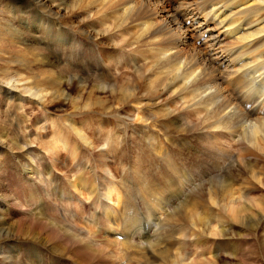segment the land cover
Returning a JSON list of instances; mask_svg holds the SVG:
<instances>
[{"label":"bare ground","instance_id":"obj_1","mask_svg":"<svg viewBox=\"0 0 264 264\" xmlns=\"http://www.w3.org/2000/svg\"><path fill=\"white\" fill-rule=\"evenodd\" d=\"M79 36L93 46L84 49ZM38 42L42 49L33 48ZM64 59L74 72L89 70L66 76ZM0 93L6 106L36 116L68 104L70 115L86 119L44 124L22 113L30 135H50L33 142L21 128L9 138L0 127V156L10 150L25 159H0V264H26L21 241L40 243L52 264H226L227 256L264 264V236L256 242L250 234L264 230V198L245 197L238 186L243 179L264 187V0H0ZM131 109L142 128L124 121ZM167 151L195 159L189 175L179 177ZM67 154L89 170L83 182L67 181L75 195L43 168L48 157V167H58ZM116 155L127 162L113 174ZM149 162L165 168L159 185ZM30 169L47 178L31 201L22 179L30 182ZM198 182L208 184L192 192ZM52 190L67 200L59 212ZM80 190L93 210L70 202ZM237 234L250 250L236 253ZM38 251L27 248L26 262L44 264Z\"/></svg>","mask_w":264,"mask_h":264},{"label":"rangeland","instance_id":"obj_2","mask_svg":"<svg viewBox=\"0 0 264 264\" xmlns=\"http://www.w3.org/2000/svg\"><path fill=\"white\" fill-rule=\"evenodd\" d=\"M2 15H6V14H4L3 12H2ZM22 29H25V28H22ZM25 32L27 31V33L29 32V30H24ZM35 30H32L30 33H28V35L30 34L31 36H32V33H33V36H35L36 37V35H35ZM79 37H81V38H79ZM79 37H77L78 39H76L77 41H78V43H81L82 44V46L84 47V49H87L88 47L90 48V46L92 47L93 46V44H92V42L89 40H87V39H85L84 38V36H79ZM30 38V40L31 41H34L35 39H32L31 37H29ZM38 44L39 45H37V43H34V45H33V48H39V49H42L43 48V45L41 44V43H39L38 42ZM60 44H62V43H60ZM40 46V47H39ZM102 47H104L103 45H100V48H102ZM197 47V46H196ZM128 50V49H127ZM127 50H125V52L127 51ZM66 53H67V51H66ZM68 53H69V51H68ZM64 57L66 58V54L64 55ZM1 59H3V56H1ZM69 60V59H68ZM60 67H62V69H63V71H64V74L66 75V76H70V77H73V76H71V75H74L75 74V72H82V71H86V70H89V68L88 67H86V68H88V69H86L84 66V69L82 68V69H78V70H76L75 72H74V70H72V69H74L73 67H72V65H71V63H70V60L69 61H67L66 59H64L63 60V62L60 64ZM64 67V68H63ZM100 71V69L99 70H93V73L92 74H99L98 72ZM126 71H130V70H126ZM126 71H123V72H126ZM20 72V71H19ZM21 72H23V71H21ZM82 75H84V76H86V74H82ZM75 92L76 91H72L71 92V95L73 96L74 94H75ZM0 95L2 96V94L0 93ZM75 96V95H74ZM3 99H1L0 98V127H2V133L1 134H4V133H8V134H4V136L6 135H8L9 136V138H14L13 136H14V134L17 132L18 133V131H19V129L21 128V131H25L26 132V134H28V135H26V136H28L27 138H28V140H29V142H33V140H35V138L37 137V136H40V137H43L42 139H49V137H50V135L48 134V133H45V134H43V133H40V135L39 134H36L35 132L34 133H31L32 135H30L29 133L32 131V129H31V122H28V123H26V122H24V123H22V120H23V118H21L20 117V115L23 113V114H27L28 116H29V119L30 120H33L34 119V117H36V120L37 119H41V117H43L42 119L44 120L43 121V123L44 124H47L48 123V121H50V120H55V119H65V116H72V118L71 119H73L74 120V122L75 123H77V124H81V123H83L86 119H84L83 117H85V115H70L69 113H72L73 112V110H72V108H71V106H69L68 104H66V105H63V106H58V107H52V108H50V114H48V116L47 117H44V116H41V115H33L32 113H31V111H29V110H27L28 108H23V109H19L17 106H15V105H13V107H9V106H6L7 104H3V103H5V102H3ZM24 106H25V104H23ZM15 106V107H14ZM35 109H37L34 113H36V114H39L40 113V111L41 110H39L38 109V107H35ZM20 110V111H19ZM16 111V112H15ZM29 111V112H28ZM133 111H135V110H128V112H125V114H124V116L126 117V118H124L125 120V122H127L128 123V125H130V126H134L135 128H142V125H143V123L142 122H140V123H136L137 121H136V118H135V115L137 114V111H135V112H133ZM25 112V113H24ZM130 113V114H129ZM33 116H32V115ZM127 115V116H126ZM60 117V118H59ZM55 118V119H54ZM84 119V120H83ZM91 119H93L92 117H91ZM82 120H83V122H82ZM116 119H115V117H113V118H108V123L110 124L109 125V127L111 128V127H113V129H114V127H116L117 125H118V123H117V120H116V123H114V121H115ZM33 122H36L35 120H33ZM73 122V121H72ZM79 122V123H78ZM19 124H21L20 126H19ZM115 124V125H114ZM114 125V126H113ZM48 127H50V125H47ZM148 126H149V124H148ZM77 128H78V125L76 126ZM16 128L18 129V131L16 130ZM125 127H122V129L121 130H119L120 132L121 131H124L125 129H124ZM15 130V131H14ZM58 131V130H57ZM4 132V133H3ZM24 132V133H25ZM11 133H13V134H11ZM125 135H129L130 136V133H133L134 135L136 134V133H134V132H129L128 130H126L125 132ZM128 133V134H127ZM109 134H111V132L109 133ZM16 135V134H15ZM30 135V136H29ZM5 136V137H6ZM136 137H138V136H133V138H136ZM34 138V139H33ZM69 138V137H68ZM68 138H66V139H68ZM140 139H142V138H140ZM72 141H73V139H71ZM74 140H76V139H74ZM121 141V144H122V139L120 140ZM125 141H126V143H127V145H133L131 142H129V140H127V139H125ZM71 143V145L70 146H72V142H70ZM74 145L75 144H73V148H74ZM34 147H33V149H35L36 148V145H33ZM71 147V148H72ZM236 147H237V149H239L240 148V144H238V142L236 143ZM98 148H100V149H103L104 148V146L102 147H98ZM4 152H7V151H4ZM8 153V152H7ZM167 153H169L168 154V156L169 155H171V157L173 158V160L175 161V163H176V170L179 172V177H186L187 175H189V164L188 163H191V164H193L194 162H195V159L193 158V157H190V158H183V159H177L172 153H170V152H168L167 151ZM18 153H16V154H14L13 152H11L10 150H9V153L8 154H2L1 156H0V159L1 160H8V159H10V158H14L16 155H17ZM93 154H94V152H93ZM193 154L194 155H196L197 157H199V158H201V159H206V155H205V153L204 152H202L199 148H197V149H195L194 150V152H193ZM19 156H21L20 154H18ZM235 155H237V154H235ZM68 156V157H67ZM67 156H66V158L65 159H63V158H61L60 157V161L62 162L61 163V165H59L58 167H48L49 166V164L50 163H52V162H54V155L53 156H51V157H48L49 158V161H47L46 163H45V165L43 166V168L45 169V170H47L56 180H59V182H58V184L62 187V188H68L70 191H71V187H69L68 186V184H67V181L69 180V182H75L76 180H79V181H81V182H83V180H82V178L81 177H83V178H85V176H86V174L88 173V168H86V170L83 172V170L85 169L84 167H82V166H86L85 164H83L82 166L81 165H79L80 163H77V161H75L74 163H73V165H72V160H71V158H70V156L67 154ZM22 157V156H21ZM23 158V157H22ZM24 159V158H23ZM25 160V159H24ZM91 160H93V159H91ZM129 160V159H128ZM207 160V159H206ZM93 161H96V160H93ZM185 161H187V163L185 162ZM127 162V159L125 158V157H123V156H120V155H116L115 157H113V158H111V159H109V163L112 165L111 166V170L113 171V174H115V172H117L118 170L120 171V168H121V166L123 165V164H125ZM96 163H98V160L96 161ZM155 163L154 162H149V164H147V167H150V166H153ZM77 165H79V166H77ZM62 166H63V168H62ZM74 166V167H73ZM146 168V167H145ZM224 168H226L225 166H224ZM221 169L220 170V173L222 174V176H225V175H227L226 174V169ZM34 169L38 172V175H42L41 174V167L39 166V167H34ZM31 170L32 169H30V170H28V172L27 173H29V179H30V182H28V180H24V178H22L23 179V181H26V186H27V190H28V192H27V195L29 196V200L31 201V200H33V199H35V197H37V195L35 194H32V192H31V190L34 188H37V187H41L43 184L42 183H44L45 181H47V178H42V177H33L32 176V172H31ZM212 171H214V170H212ZM21 172V171H20ZM86 172V173H85ZM82 173H84V174H82ZM165 173V168L164 167H162V166H153V168H151V174L152 175H159L158 177L159 178H157V179H155V181H154V185L156 186V185H159L160 183L159 182H157V180H160V178L163 176V174ZM103 174V173H102ZM214 175H213V177L211 178V180L213 179V178H215L216 177V175L217 174H219L218 173V170L217 171H215V173H213ZM18 175H22L21 173H19ZM31 175V176H30ZM82 175V176H81ZM88 175L89 174H87V176H86V178L88 177ZM118 176H119V183H122V182H124L126 179L124 178V177H122L121 175H119V174H117ZM133 175V174H132ZM112 176V175H111ZM126 177H128V174H126L125 175ZM171 178H175V177H173V176H171ZM55 179H53V178H51V177H49L48 178V182H49V184L53 181V180H55ZM42 181V182H41ZM242 181V182H241ZM201 182V181H200ZM200 182H198L197 184H194V186H192V192H194L195 191V189H193L194 187H196V189L198 188V187H200V186H203V185H205V184H208V182H206V183H204V184H200ZM171 183H176V184H178L177 182H175L174 180L171 182ZM242 183V184H241ZM244 183V181H243V179L242 180H240L239 182H238V186H240L241 188H242V192L244 193L243 195H245V197H250V198H253V199H257V198H261V197H263L264 198V187L263 186H260V187H258V189L256 190V189H253L252 188V184H243ZM35 185V186H34ZM38 185V186H37ZM211 186L213 185V183H211L210 184ZM244 185V186H243ZM178 187H181V184H178ZM201 188V187H200ZM202 188H208V187H206V186H204V187H202ZM80 189H82V185H80ZM180 189V188H179ZM140 192H141V189H138ZM190 191V190H189ZM49 192H51V189H50V191ZM71 192H73L74 193V195H75V193L76 192H74V190L72 189V191ZM80 192H83V195L80 197V199H76V198H71L70 199V202L71 203H78V205H80L79 203H85L86 204V207L88 208V206L87 205H89V201L87 200V199H85L86 198V196H87V193L86 192H84V191H82V190H80ZM52 193H54L55 194V197H57L59 200H60V203L57 205V208H55L58 212L60 211V210H62L61 209V207H59V206H61L62 204H64V203H66V201L67 200H65V198H61V195L60 194H58L59 192L58 191H55L54 192V190H52ZM72 193V194H73ZM187 193H189V192H187ZM186 193V194H187ZM47 194H49L48 193V191H47V189H46V192H42V197H43V199H46L47 197H46V195ZM77 194V193H76ZM185 194V195H186ZM184 195V197H186ZM27 196V197H28ZM77 196V195H76ZM253 196V197H252ZM32 197H34V198H32ZM42 199V201L43 202H45L44 200ZM48 199V198H47ZM48 200H50V199H48ZM87 201V202H86ZM50 202H52V204L54 203L52 200L50 201ZM55 205H56V203H54ZM54 205V206H55ZM34 208V207H33ZM88 209H92L93 210V208H91V205L89 206V208ZM104 217V216H103ZM20 218V217H19ZM14 219H18V216H16V218H14ZM86 221V220H85ZM264 225V224H263ZM241 230H238V233H242V232H240ZM253 231L254 230H252L251 231V238L253 237V239L257 242V241H259V239H261L263 236H264V234H263V232H264V230L262 229V226L259 228V231L257 232V234L256 233H253ZM253 233V234H252ZM257 235V237H256V235ZM261 234V235H260ZM236 242L234 243L235 244V246L234 247H236V249H237V251H236V253L237 252H243V250L244 251H248V250H250V248H247V247H245L244 246V243H245V241H246V239L247 238H245V237H241L240 238V236H239V234H237V236H236ZM240 239H241V241H240ZM210 241H212V240H210ZM212 243L213 242H208V246H211V247H209V249H211L212 248ZM28 244H30V243H28ZM31 244L32 245H27V244H23V241H21V242H19V246H18V252L17 253H19V255H21V260L24 262V263H26V264H29V262H26V260H28V254H26V256L24 255L25 254V252H26V249L27 248H32V250H39L38 252H41V255L45 258V260L46 261H44V264H52V261H53V254H51L52 252H46L45 250H42V246H39V245H41L40 243H33V242H31ZM22 246V247H21ZM34 247V248H33ZM38 248V249H37ZM22 250H24V251H22ZM41 250V251H40ZM23 253V255H22V253ZM227 252V251H226ZM226 252H222L221 254H226ZM21 253V254H20ZM32 254V253H31ZM32 257H33V259H35V257L32 255ZM48 257V258H47ZM262 257V259L264 258V256H261ZM30 259V258H29ZM32 259V258H31ZM63 261H64V264H74L73 262H69V260H67L66 258H61ZM247 260H248V262H246V263H244V258H243V260H242V262H239V261H237V260H233L232 259V257L231 256H227V258L226 259H223V262L224 263H226V264H240V263H243V264H255V260L253 259H251V260H249L248 259V257H247ZM58 262H60V259L59 260H57ZM93 262V263H92ZM91 263H89V264H94V262L95 261H92ZM239 262V263H238ZM252 262V263H251ZM60 264H61V262H60ZM257 264V263H256Z\"/></svg>","mask_w":264,"mask_h":264}]
</instances>
